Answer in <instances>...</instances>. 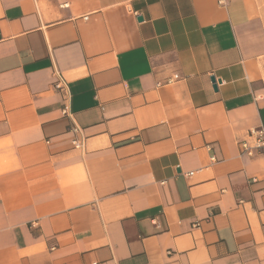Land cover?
<instances>
[{"label":"crops","instance_id":"obj_1","mask_svg":"<svg viewBox=\"0 0 264 264\" xmlns=\"http://www.w3.org/2000/svg\"><path fill=\"white\" fill-rule=\"evenodd\" d=\"M259 129L264 0H0V264H264Z\"/></svg>","mask_w":264,"mask_h":264},{"label":"built area","instance_id":"obj_2","mask_svg":"<svg viewBox=\"0 0 264 264\" xmlns=\"http://www.w3.org/2000/svg\"><path fill=\"white\" fill-rule=\"evenodd\" d=\"M56 87L59 88V85H57ZM250 137L254 139L255 147L257 149L264 150V130L262 129L254 130L250 133ZM75 147L79 148V145L75 143ZM242 149L246 155H249V156L251 155V151L248 148L246 143L242 144Z\"/></svg>","mask_w":264,"mask_h":264}]
</instances>
